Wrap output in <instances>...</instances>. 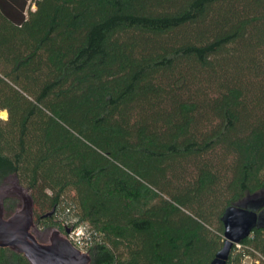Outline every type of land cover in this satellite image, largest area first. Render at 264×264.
<instances>
[{
  "label": "trees",
  "instance_id": "16d2710c",
  "mask_svg": "<svg viewBox=\"0 0 264 264\" xmlns=\"http://www.w3.org/2000/svg\"><path fill=\"white\" fill-rule=\"evenodd\" d=\"M2 111L0 187L91 264H211L264 193V0H0ZM227 264H264V228Z\"/></svg>",
  "mask_w": 264,
  "mask_h": 264
},
{
  "label": "water",
  "instance_id": "95a60500",
  "mask_svg": "<svg viewBox=\"0 0 264 264\" xmlns=\"http://www.w3.org/2000/svg\"><path fill=\"white\" fill-rule=\"evenodd\" d=\"M10 197L18 199L19 205L7 216L4 202ZM34 207L31 192L17 179L0 188V248L24 256L29 264H91V254L69 240L70 227L65 232L51 228L41 233L34 222ZM222 221L225 243L211 264H227L234 245L255 228H264V193L229 207Z\"/></svg>",
  "mask_w": 264,
  "mask_h": 264
},
{
  "label": "built area",
  "instance_id": "2783aa9c",
  "mask_svg": "<svg viewBox=\"0 0 264 264\" xmlns=\"http://www.w3.org/2000/svg\"><path fill=\"white\" fill-rule=\"evenodd\" d=\"M71 229L68 234L70 241L81 251L90 253L94 245L90 233L82 226L71 227ZM236 246L240 247V244H236Z\"/></svg>",
  "mask_w": 264,
  "mask_h": 264
},
{
  "label": "flooded vegetation",
  "instance_id": "af4514ba",
  "mask_svg": "<svg viewBox=\"0 0 264 264\" xmlns=\"http://www.w3.org/2000/svg\"><path fill=\"white\" fill-rule=\"evenodd\" d=\"M10 198H14V197H10ZM17 201H19L18 199H16ZM9 201V198L5 199V202H4V205H5V209H6V212H7V216H9L11 213H13L15 211V209L18 207L19 205V202L18 204H16V206L12 209V211H8L7 210V202ZM47 216V215H46ZM45 216V217H46ZM49 217V216H48ZM55 223L54 225L50 226V227H45L40 220H38L37 216H36V213H35V207H34V222L35 224L37 225L38 229L41 231V233H45L47 230L51 229V228H58L59 230H61L62 232H65V229H61L60 228V225L57 223V220L54 219ZM68 236V235H67ZM69 238V237H68ZM70 240V239H69Z\"/></svg>",
  "mask_w": 264,
  "mask_h": 264
},
{
  "label": "rangeland",
  "instance_id": "374dc122",
  "mask_svg": "<svg viewBox=\"0 0 264 264\" xmlns=\"http://www.w3.org/2000/svg\"><path fill=\"white\" fill-rule=\"evenodd\" d=\"M32 9V10H34L35 8H36V6L34 5V3L31 1V2H29V7H27V9ZM27 14H28V11H27ZM7 119H8V113H7ZM7 119H5V120H7ZM5 185H9V183H6ZM4 185V186H5ZM0 188H2V187H0ZM18 202L19 201H17L16 203L18 204ZM71 228V227H70Z\"/></svg>",
  "mask_w": 264,
  "mask_h": 264
},
{
  "label": "bare ground",
  "instance_id": "6f19581e",
  "mask_svg": "<svg viewBox=\"0 0 264 264\" xmlns=\"http://www.w3.org/2000/svg\"><path fill=\"white\" fill-rule=\"evenodd\" d=\"M0 117L2 118V119H7V112L6 111H2L1 113H0Z\"/></svg>",
  "mask_w": 264,
  "mask_h": 264
}]
</instances>
